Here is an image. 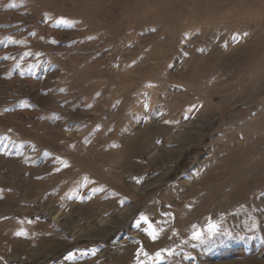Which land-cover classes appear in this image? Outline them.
I'll list each match as a JSON object with an SVG mask.
<instances>
[{"label":"rangeland","instance_id":"1","mask_svg":"<svg viewBox=\"0 0 264 264\" xmlns=\"http://www.w3.org/2000/svg\"><path fill=\"white\" fill-rule=\"evenodd\" d=\"M0 264H264V0H0Z\"/></svg>","mask_w":264,"mask_h":264},{"label":"snow or ice","instance_id":"2","mask_svg":"<svg viewBox=\"0 0 264 264\" xmlns=\"http://www.w3.org/2000/svg\"><path fill=\"white\" fill-rule=\"evenodd\" d=\"M215 230V226L214 225H211L210 227H209V232L211 233V232H213ZM151 235H153V237H155V232H152V233H150ZM201 233L200 232H196V233H194L193 234V239H200L201 238ZM157 258H159V254L157 255Z\"/></svg>","mask_w":264,"mask_h":264}]
</instances>
